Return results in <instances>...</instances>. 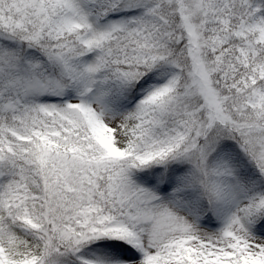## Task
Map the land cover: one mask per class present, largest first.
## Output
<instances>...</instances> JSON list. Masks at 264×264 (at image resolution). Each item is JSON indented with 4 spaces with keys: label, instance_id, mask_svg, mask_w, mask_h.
<instances>
[{
    "label": "snow or ice",
    "instance_id": "obj_1",
    "mask_svg": "<svg viewBox=\"0 0 264 264\" xmlns=\"http://www.w3.org/2000/svg\"><path fill=\"white\" fill-rule=\"evenodd\" d=\"M0 264H264V0H0Z\"/></svg>",
    "mask_w": 264,
    "mask_h": 264
}]
</instances>
